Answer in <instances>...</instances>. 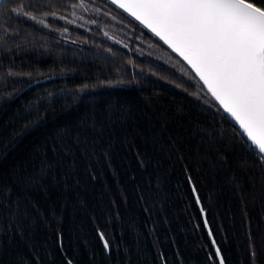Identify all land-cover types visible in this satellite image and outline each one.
<instances>
[{
	"label": "trees",
	"instance_id": "obj_1",
	"mask_svg": "<svg viewBox=\"0 0 264 264\" xmlns=\"http://www.w3.org/2000/svg\"><path fill=\"white\" fill-rule=\"evenodd\" d=\"M20 2L36 20L0 9V264H219L211 237L264 264V159L187 66L108 0Z\"/></svg>",
	"mask_w": 264,
	"mask_h": 264
},
{
	"label": "snow or ice",
	"instance_id": "obj_2",
	"mask_svg": "<svg viewBox=\"0 0 264 264\" xmlns=\"http://www.w3.org/2000/svg\"><path fill=\"white\" fill-rule=\"evenodd\" d=\"M158 37L187 65L202 87L264 154V0H111ZM11 11L37 18L20 0ZM84 7L83 0L77 5ZM53 15H55L53 13ZM43 24V20H39ZM68 133H64L63 140ZM77 143H80L77 137ZM94 146L87 133L83 149ZM56 152L55 143L51 148ZM47 160L40 163L45 174ZM37 177L24 176L30 184ZM0 183V198L9 193ZM103 239V236H102ZM104 240V247L109 248ZM220 256V249H216ZM255 257V253H252ZM219 264H224L221 256Z\"/></svg>",
	"mask_w": 264,
	"mask_h": 264
},
{
	"label": "rangeland",
	"instance_id": "obj_3",
	"mask_svg": "<svg viewBox=\"0 0 264 264\" xmlns=\"http://www.w3.org/2000/svg\"><path fill=\"white\" fill-rule=\"evenodd\" d=\"M136 49H139V51L145 52L146 54L156 56L166 64L179 70L182 74H187L185 67L173 55L161 47L154 46V44L145 45L140 41L139 45L136 46Z\"/></svg>",
	"mask_w": 264,
	"mask_h": 264
},
{
	"label": "water",
	"instance_id": "obj_4",
	"mask_svg": "<svg viewBox=\"0 0 264 264\" xmlns=\"http://www.w3.org/2000/svg\"><path fill=\"white\" fill-rule=\"evenodd\" d=\"M3 1L4 0H0V9H1V6H2V4H3ZM109 2H111V0H108ZM112 3V2H111ZM113 4V3H112ZM113 5H115V4H113ZM117 8H119L117 5H115ZM120 9V8H119ZM120 10H122L123 12H124V10L123 9H120ZM124 13H126V12H124ZM128 16H130L128 13H126ZM131 17V16H130ZM131 18H133V17H131ZM134 19V18H133ZM135 20V19H134ZM136 21V20H135ZM136 22H138L139 23V21H136ZM140 24V23H139ZM140 25H142V24H140ZM143 26V25H142ZM144 27V26H143ZM145 28V27H144ZM147 29V28H146ZM148 30V29H147ZM149 31V30H148ZM150 32V31H149ZM151 33V32H150ZM152 35H154L153 33H152ZM155 36V35H154ZM156 37V36H155ZM159 41H161L158 37H156ZM163 44H164V42L163 41H161ZM167 48H168V46L166 45V44H164ZM169 50H171L170 48H168ZM172 51V50H171ZM174 53V52H173ZM175 55H176V53H174ZM177 56V55H176ZM178 57V56H177ZM179 58V57H178ZM180 59V58H179ZM181 60V59H180ZM182 61V60H181ZM183 62V61H182ZM184 63V62H183ZM186 65V64H185ZM187 66V65H186ZM198 79V78H197ZM201 83V82H200ZM226 114V113H225ZM227 115V114H226ZM228 116V115H227ZM229 117V116H228ZM229 119L233 122V124L237 127V129L241 132V134L244 136V138L248 141V139H247V137L243 134V132H242V130L239 128V125L238 124H236V122L234 121V120H232L230 117H229ZM248 143H250V141H248ZM251 145V144H250ZM257 152H258V150H256ZM259 153V152H258ZM260 154V153H259ZM262 157H263V159H264V154H260ZM211 241H212V244H213V247H214V250H215V252H216V249L218 248L217 247V245H216V243H215V241H214V239H213V237H211ZM220 257H221V254H220V256H218V259L220 260Z\"/></svg>",
	"mask_w": 264,
	"mask_h": 264
}]
</instances>
